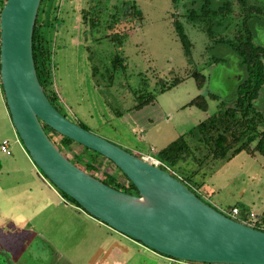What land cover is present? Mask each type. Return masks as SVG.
<instances>
[{
  "label": "rangeland",
  "instance_id": "1",
  "mask_svg": "<svg viewBox=\"0 0 264 264\" xmlns=\"http://www.w3.org/2000/svg\"><path fill=\"white\" fill-rule=\"evenodd\" d=\"M125 1L134 3L142 17L116 24L112 19L115 7ZM212 1L217 5L221 0ZM200 2L178 0L175 6L172 0H44L42 31L52 52L51 83L57 110L131 154L155 156L214 115L220 102L231 106L235 87L245 74L235 53L221 45L208 50L211 43L200 25L185 18L186 9ZM172 16L181 22L192 44L191 62L184 56ZM89 19L99 21L95 29L90 28ZM110 22L112 30L107 27ZM227 23L233 32L238 20L232 15ZM252 26L254 47L264 50L263 25ZM113 32L122 36L121 45L110 42ZM115 56L123 59L124 67L113 69ZM212 58L223 61L215 63ZM194 71L206 78L202 89L191 76ZM175 80V86L161 92L160 81L169 86ZM0 91L4 95L1 84ZM144 94L151 95L152 101L133 110L136 97ZM198 95L205 97L206 111L188 105ZM254 106L264 116V85ZM9 124L0 112V143L8 140L11 151L10 155L0 151V264H181L65 201L35 166ZM48 134L54 143L59 142L60 136L52 129ZM186 140L191 147L197 145L196 138ZM82 151L83 146L72 144L64 153L73 160ZM194 166L189 159L177 173L185 176ZM104 170L118 183H126L108 159L98 158L92 174L101 176ZM195 181L201 187L194 192L206 204L221 213L235 207L239 211L236 220L264 230V156L260 153L246 150L207 163Z\"/></svg>",
  "mask_w": 264,
  "mask_h": 264
},
{
  "label": "water",
  "instance_id": "2",
  "mask_svg": "<svg viewBox=\"0 0 264 264\" xmlns=\"http://www.w3.org/2000/svg\"><path fill=\"white\" fill-rule=\"evenodd\" d=\"M40 2L6 0L0 12L1 86L12 126L35 166L91 217L161 255L200 264H264V231L215 210L167 171L71 122L52 106L32 55ZM41 123L111 161L138 196L75 166Z\"/></svg>",
  "mask_w": 264,
  "mask_h": 264
},
{
  "label": "trees",
  "instance_id": "3",
  "mask_svg": "<svg viewBox=\"0 0 264 264\" xmlns=\"http://www.w3.org/2000/svg\"><path fill=\"white\" fill-rule=\"evenodd\" d=\"M43 1L44 0H41L40 2L33 28L32 55L39 84L49 102L57 109L54 105V103L58 104L57 97L52 91L51 83L52 52L45 34L42 31L45 25V21L41 19V14L44 12L42 8ZM172 2L176 6L178 0H172ZM115 9L116 13L112 16V19L115 20L116 24H121L134 18H136L135 21L137 22V20L142 17L141 11L134 3L129 1L119 3ZM232 15L238 20L233 32L229 30L230 25L227 23L228 18ZM263 16L264 4L258 0H221L217 5H213L212 0H201L199 6L194 7V3H192L191 6L186 9L185 18L191 23L199 24L208 37L211 46L207 47V49L211 50L213 46L217 45L227 47L236 54L238 57V65L243 69L245 74L244 79L235 87V98L231 106H227L223 102H220L217 112L214 115L206 118L192 128L186 135L170 142L167 146L155 153L154 157L165 165V167L173 171V176L195 195L196 193L194 190L201 187L200 183L195 181V178L200 174L204 165L207 163H212L217 160H226L236 153L246 150L258 152L264 156V116L254 106L259 91L264 85V67L262 62L259 61V58H261L260 56L264 58V50L254 47L255 31L252 26L253 23H256L257 25H263L264 28V21L261 20ZM172 23L174 31L181 43L184 56L191 62L192 44L185 34L181 22L173 17ZM88 24L90 28L95 29L99 21L89 19ZM107 27L112 30V23L110 22ZM228 34L230 37L227 36ZM109 40L112 44L117 45H121L123 41L122 36L114 32L109 35ZM220 61L223 60L212 58V62L218 63ZM112 67L114 70L124 67L123 59L119 56H115L112 61ZM191 76L195 79L197 87L202 89L206 82L205 76L198 71H194ZM176 83L177 81L175 80L167 86L165 81H160L161 92L170 89L175 86ZM206 94L209 98L219 99L217 94L209 92ZM136 101L137 104L133 107V110H140L152 101V96L149 94L139 95L136 97ZM188 105L195 106L202 111L207 110V104L203 95L196 96ZM41 125L46 135L54 143L52 136L50 137L48 134L49 128L43 123H41ZM59 136V142L54 143V145L65 157H67L64 151L69 149L72 144L77 143L61 135ZM186 137L196 138L197 145L191 147ZM253 143H255V145L251 149ZM197 152L202 156L197 157ZM98 158L103 157L83 147L81 153L73 155V160L68 159L75 166L105 185L126 194L138 196V192L134 185L111 161L109 162L114 166V169L124 176L126 180L125 184L118 183L116 177L106 170L101 173V176L92 174V171L96 168V161ZM189 159L193 161L195 165L194 169L185 176H181L177 173V169H180L181 164L187 163ZM61 196L65 201L79 206L63 193H61ZM254 228L264 231L257 227ZM179 262L181 264H200L184 261Z\"/></svg>",
  "mask_w": 264,
  "mask_h": 264
},
{
  "label": "built area",
  "instance_id": "4",
  "mask_svg": "<svg viewBox=\"0 0 264 264\" xmlns=\"http://www.w3.org/2000/svg\"><path fill=\"white\" fill-rule=\"evenodd\" d=\"M6 0H0V12L2 10V7L4 6ZM0 45H1V27H0ZM0 84H1V81H0ZM0 151L6 155H10L11 154V151H10V147H9V141L8 140H2L1 143H0ZM137 156V155H136ZM138 157L140 159H142L143 161L151 164V165H154L158 168H161L165 171H167L169 174H171L173 176V171H171L169 168L165 167V165H163L159 160H157L154 156L150 155V154H139ZM224 215H226L227 217L235 220V221H238L240 223H243L246 225V223L243 221L241 222L240 220H236V216L239 215V211L237 208H232L230 211H226V213H222ZM248 226V225H247ZM251 227V226H250ZM254 228V227H253Z\"/></svg>",
  "mask_w": 264,
  "mask_h": 264
},
{
  "label": "crops",
  "instance_id": "5",
  "mask_svg": "<svg viewBox=\"0 0 264 264\" xmlns=\"http://www.w3.org/2000/svg\"><path fill=\"white\" fill-rule=\"evenodd\" d=\"M0 112H1V117L7 121V124H9L11 122V119H10L9 111H8V108L5 102V97L2 91H0Z\"/></svg>",
  "mask_w": 264,
  "mask_h": 264
}]
</instances>
